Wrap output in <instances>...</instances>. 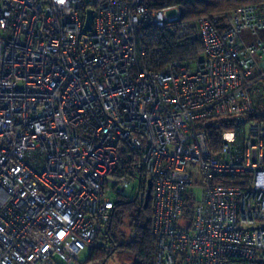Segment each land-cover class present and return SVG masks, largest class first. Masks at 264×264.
I'll return each instance as SVG.
<instances>
[{
  "label": "built area",
  "instance_id": "built-area-1",
  "mask_svg": "<svg viewBox=\"0 0 264 264\" xmlns=\"http://www.w3.org/2000/svg\"><path fill=\"white\" fill-rule=\"evenodd\" d=\"M259 105L264 6L185 21L146 0H0V264H79L150 181L155 264H264ZM230 116L213 153L201 124Z\"/></svg>",
  "mask_w": 264,
  "mask_h": 264
},
{
  "label": "trees",
  "instance_id": "trees-1",
  "mask_svg": "<svg viewBox=\"0 0 264 264\" xmlns=\"http://www.w3.org/2000/svg\"><path fill=\"white\" fill-rule=\"evenodd\" d=\"M151 9L160 10L177 5L182 9V19L190 21L206 15L232 11L240 6H264V0H146ZM247 120L264 119V105H259L255 112L245 115ZM236 125L235 116L204 120L201 128L208 133V140L213 153L221 152L225 136ZM140 156L137 158L139 159ZM148 185V184H147ZM148 190L144 188V197L120 196L115 201L111 221L107 231L101 236L102 242L89 250L88 258L79 264H108L115 252L132 254V264H155L157 243L154 234L153 195L146 206ZM193 197L185 199L184 215L190 218L193 209Z\"/></svg>",
  "mask_w": 264,
  "mask_h": 264
},
{
  "label": "rangeland",
  "instance_id": "rangeland-1",
  "mask_svg": "<svg viewBox=\"0 0 264 264\" xmlns=\"http://www.w3.org/2000/svg\"><path fill=\"white\" fill-rule=\"evenodd\" d=\"M167 14L169 16L175 15L176 14V10L175 9L169 10L167 12ZM244 36L249 37V33L248 32H244ZM227 136H230V135H227ZM133 195L134 194H132L131 197H134ZM99 242L101 243L102 239H99ZM89 250L87 249L81 254V262L85 261L88 258ZM133 259L134 258L132 256V254L127 253V252L118 251V252H115V254L112 256V258L109 260L108 264H132L133 263ZM57 261L60 264H67L65 261L59 260L58 258H57Z\"/></svg>",
  "mask_w": 264,
  "mask_h": 264
},
{
  "label": "water",
  "instance_id": "water-1",
  "mask_svg": "<svg viewBox=\"0 0 264 264\" xmlns=\"http://www.w3.org/2000/svg\"><path fill=\"white\" fill-rule=\"evenodd\" d=\"M92 20H93V10H89L88 11V15H87V21H86V27L87 28H91V24H92ZM152 187H153V183L152 181L149 182V190H148V195H147V200L145 202V205L147 206L149 203V198L150 195L152 193Z\"/></svg>",
  "mask_w": 264,
  "mask_h": 264
}]
</instances>
